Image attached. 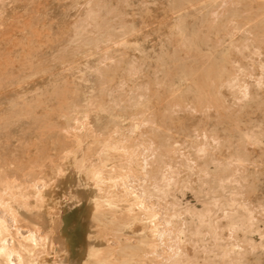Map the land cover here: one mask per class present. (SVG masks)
Masks as SVG:
<instances>
[{
	"label": "rangeland",
	"instance_id": "obj_1",
	"mask_svg": "<svg viewBox=\"0 0 264 264\" xmlns=\"http://www.w3.org/2000/svg\"><path fill=\"white\" fill-rule=\"evenodd\" d=\"M263 25L264 0H0L22 264H264Z\"/></svg>",
	"mask_w": 264,
	"mask_h": 264
},
{
	"label": "bare ground",
	"instance_id": "obj_2",
	"mask_svg": "<svg viewBox=\"0 0 264 264\" xmlns=\"http://www.w3.org/2000/svg\"><path fill=\"white\" fill-rule=\"evenodd\" d=\"M264 26V25H263ZM197 32V31H196ZM194 47V46H193ZM204 57V56H203ZM207 60V59H206ZM203 66V65H202ZM201 73V72H200ZM194 75V74H193ZM200 80V79H199ZM171 86V85H170ZM208 89V88H207ZM202 93V92H201ZM197 103V102H196ZM254 114V113H253ZM256 115V114H255ZM65 182V181H64ZM68 184H71V179L69 180ZM73 189V188H72ZM1 202V201H0ZM38 204H42L43 199H39ZM8 206V205H7ZM6 206V207H7ZM9 207V206H8ZM11 208V207H9ZM8 210V208H7ZM11 210V209H10ZM12 211V210H11ZM5 212V211H4ZM202 214V213H201ZM197 215V214H196ZM137 226V224H136ZM81 227V226H80ZM250 229V228H249ZM248 231V230H246ZM10 235V232L8 230V227L5 224V220H3L0 217V258L2 260L3 264H16L13 262V255H15L18 258L17 264H22V252L26 251H32L34 248L39 247V240L38 238L33 234L30 233L29 235L22 237L19 239L14 234L10 236V241L7 240V236ZM71 236H74L71 234ZM77 238H75L76 240ZM253 239V238H252ZM53 242V241H52ZM74 242V241H73ZM51 243V242H49ZM48 243V244H49ZM54 244V243H53ZM55 245V244H54ZM54 245L52 247H54ZM51 244H49L50 248ZM74 258L76 260V263L74 264H86L88 262L89 264V248L86 245L85 241L81 240L80 243L74 242ZM51 247V248H52ZM142 247V246H141ZM53 249V248H52ZM133 249V248H131ZM91 251V250H90ZM94 252V251H93ZM227 252V251H226ZM225 252V253H226ZM137 253V252H136ZM52 254V253H51ZM93 254V253H92ZM222 254V253H221ZM34 256V255H33ZM224 256V255H223ZM206 260V259H205ZM128 263V262H127ZM104 264V263H103Z\"/></svg>",
	"mask_w": 264,
	"mask_h": 264
}]
</instances>
